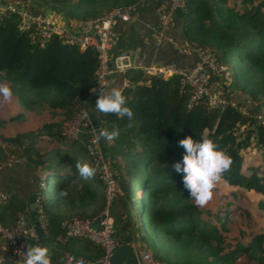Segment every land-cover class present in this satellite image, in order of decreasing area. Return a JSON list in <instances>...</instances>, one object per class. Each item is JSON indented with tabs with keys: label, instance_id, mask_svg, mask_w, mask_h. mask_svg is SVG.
Wrapping results in <instances>:
<instances>
[{
	"label": "trees",
	"instance_id": "16d2710c",
	"mask_svg": "<svg viewBox=\"0 0 264 264\" xmlns=\"http://www.w3.org/2000/svg\"><path fill=\"white\" fill-rule=\"evenodd\" d=\"M22 1L30 2L43 16L50 11L70 22L83 23L99 19L115 8L138 5L144 0ZM240 1L244 12L237 9V2L231 6L228 0H186L179 20L183 25L180 26L182 39L192 47L208 48L217 61L226 66L230 82L223 90L225 96L246 95L264 110V2L251 9L248 6L254 5L255 0ZM19 25L17 15L0 18V81H8L11 92L28 109L48 107L70 117L88 109L97 128L119 131L111 141L101 138L127 204L125 216L129 225L119 221L118 228L127 229L139 223L137 234H141V241L147 243L151 251L153 244L142 230L138 215H143L142 222L155 237L168 239L181 250L193 248L196 242L200 243V249L205 240L218 238L217 227L201 218L200 209L190 202L183 188L181 175L173 169V164L184 153L178 141L189 136L212 140L231 158V165L221 178L226 185L264 196V124L260 118L244 115L245 102L235 105L226 102L224 106L213 108L208 101L200 100L191 105L192 91L180 77L165 78L129 69L121 76L129 85L120 91L133 112L132 118L101 113L94 105L98 92L93 91L99 70L97 54L92 49L81 50L67 44L58 35L41 44L34 32L22 31ZM177 55L178 61L174 64L187 67L180 62L190 58ZM61 125V122L52 121L41 129L5 139L29 166H40L43 171L37 172L33 179L46 224L42 246L49 250L50 264H62L65 253H70V246L76 240L68 238L65 232V225L75 216L61 217L56 212L61 208L80 210L84 214L90 212V219H95L101 215L105 204L104 186L96 162L86 148L87 134L70 141L62 135ZM42 137L56 142L58 147L41 153L37 140ZM252 139L261 151V158L257 166L247 168L250 174H245L242 152L250 147ZM6 153L0 146V158ZM120 159L125 162L124 166L119 164ZM77 163L94 167V176L87 180L80 178ZM68 168L70 173H65ZM145 169L148 175L144 174ZM46 189L52 190L50 196ZM140 189L142 194L138 196ZM62 192L67 195H61ZM25 205L24 201L10 196L1 210V224L13 227L18 217L25 215ZM237 214L242 215V211L239 209ZM206 215L224 226L232 218L228 210L215 214L206 212ZM81 216L76 217L85 218ZM263 240L264 234L258 235L248 249L238 245L217 257L214 263L204 258L171 259L166 252L161 254L154 249L152 253L165 264H229L233 263V253L254 251ZM77 243L80 246L79 241ZM81 246L86 252L83 259L87 261L99 260L104 254V250L92 242Z\"/></svg>",
	"mask_w": 264,
	"mask_h": 264
},
{
	"label": "built area",
	"instance_id": "2783aa9c",
	"mask_svg": "<svg viewBox=\"0 0 264 264\" xmlns=\"http://www.w3.org/2000/svg\"><path fill=\"white\" fill-rule=\"evenodd\" d=\"M119 7L111 10L105 16L83 23L71 22L69 29L61 22L57 23L49 16L36 14V9L30 2L22 0H11L0 5V18L17 15L20 18V29L26 32H34L41 44L48 42L54 35H58L67 44L79 47L81 50L92 49L98 56L99 70L95 82L94 92L104 88L110 79L121 77L129 69H138L146 74L159 75L161 77L178 76L184 85L192 91L191 105L200 100L208 101L213 108L224 106L223 95H210L214 91L211 84L208 67L213 69L216 63L215 56L202 48L191 47L180 44L176 39L167 34L171 21L175 18L177 9L183 10L186 0H168L165 10L158 13L156 27L150 29L156 35L154 48L160 49L163 45L173 48L181 56L197 59L193 68L179 67L175 64L159 66L157 64L147 65L144 58L140 62H134L125 51H116L117 35L114 25L117 21L129 23L139 15L142 4ZM77 30V33L73 30ZM129 82L123 80L122 87L128 86ZM212 85V86H211ZM219 94V93H217ZM235 105V104H233ZM245 115V114H244ZM64 136L70 141H76L81 134L88 136L86 148L94 157L99 177L105 189V204L98 218L82 220L73 218L65 225L66 236L71 239H86L104 250L103 256L96 261H87L83 258L66 253L62 264H110L114 251L123 244V239L116 236L117 223L113 215L116 207V199L120 193L117 175L106 159L100 147L98 133L101 130L95 126L88 109H83L71 126H67ZM10 166V164L8 165ZM0 170L2 167L0 166ZM10 196L0 189V214L2 208L9 202ZM45 230L46 224L40 214L35 225L28 224L23 216H19L16 224L7 228L0 221V238L3 240L6 251L0 255V264L15 263L23 264L27 247L32 244L27 237L36 238V227ZM138 249L139 264H162L155 259L152 251L136 245Z\"/></svg>",
	"mask_w": 264,
	"mask_h": 264
},
{
	"label": "rangeland",
	"instance_id": "374dc122",
	"mask_svg": "<svg viewBox=\"0 0 264 264\" xmlns=\"http://www.w3.org/2000/svg\"><path fill=\"white\" fill-rule=\"evenodd\" d=\"M47 1L52 3V0H47ZM152 1L153 0H147V2L143 4V7L146 6L147 4L149 5L150 3H152ZM228 1L231 6H234V4H236L237 2V9L240 12L245 11V8L244 6H242L240 0L238 1L228 0ZM7 2L8 0L0 1V5ZM263 2L264 0H255L254 5H250L248 6V8L252 9L254 6H257L258 4H261ZM39 13L40 12L38 10L36 14ZM50 18H52L55 22L61 24V17H59V15L55 14ZM180 26H181V22L174 18L170 23L169 30L172 31L173 33L172 36L176 40H178L180 44L183 43L186 45L187 43H185L182 39L183 32L181 31ZM187 45L191 46L190 44ZM199 48H202L203 50L213 54V52L208 48H204V47H199ZM215 59H216V63H214L213 65L214 68L211 69L210 67H208L209 69L208 74L210 75V81L211 84L214 86V91L213 92L210 91V95L212 97H214L215 95L216 96L223 95L224 101L231 102L232 104H236L238 102H245L246 106L244 109H242L243 113L245 115L251 114L257 118H260L261 122L264 124V110L259 109L256 103L252 102L246 95L236 94L232 97H227L224 95L223 90L225 89V87L229 86L230 80L227 78L226 75V66L219 63L217 61L216 56ZM189 62L191 63V66H188V68L190 69L195 66L197 59L195 57L190 58ZM120 79L122 78L120 77ZM0 86H6L11 91V86L8 81L5 80L0 81ZM81 111L77 115H74V117L72 116L70 117L67 114H63V111L60 110L53 111L48 107H43V108L40 107L39 109L31 110L26 108V106L21 102V100L16 94L12 93L8 100H4L2 94H0V146L5 148V150L7 151L6 155L0 158V166L2 167V169L6 168L9 170V168H11V171H14L15 175L18 176L19 181L25 183V181L27 180L28 182L31 181L30 182L31 184L32 180H34L33 178L36 175V173L41 171V167L39 166L33 168L32 166H29L28 161L25 158H20L18 156L17 151L14 150V148L11 147V145L8 142H6L5 139L13 138L19 134L33 132L35 130L41 129L43 128L44 125L52 121H57L62 123L61 132L62 135L64 136V134L66 133V130H64V128L66 129L67 126H71L72 123L75 121V119L78 117V115L81 113ZM254 144H255V140L252 139L250 147L242 152V156L244 158L245 174H250V171L247 170L248 167L257 166L260 163L261 151L257 149ZM97 145L100 147V150L107 159L106 151L103 143L100 144V142H98ZM57 147L58 145L56 142L46 137H42L37 140V148L41 153L45 151H50ZM34 159L38 160V158H36L35 156ZM9 164L10 166H8ZM119 164L121 166H124L125 162L120 159ZM65 173H70V168H68L67 171H65ZM144 174L145 175L149 174L148 169H145ZM45 180L46 179L44 178V182ZM51 193H52L51 189L49 191L46 189V194L48 196H50ZM137 193L138 196H140L142 194V190L141 189L138 190ZM103 194L105 195V189ZM190 202L200 209L201 218L204 221H208L210 226L217 227L218 238L205 240L204 242L205 244L200 249L198 248V244L200 243L196 242L193 248L189 250H181L177 248V245H174L168 239L155 237L153 235V232L150 231L149 227L146 226L144 222H142L143 215H138V220L142 224V230L145 232V235L149 237V240L153 244L154 251H158L161 254H164L166 252V254H168L171 259H180L182 261L185 260L189 261V260H193L194 258L196 260L198 259L201 260L204 258L209 263H214L217 257L224 256L228 252V250H234L238 245L247 248L248 245L252 243L251 241L254 237L264 234V196L256 191L249 192V191L233 188L226 185L222 180H219L216 183L215 188L213 189L212 197L205 205L203 206L197 205L193 199H191ZM116 204L117 207L119 208L118 211L119 215L115 216V221L116 223L119 221H123V223H125L127 219L125 216V209L127 207V204L125 202V199H123L121 195V191L116 199ZM239 209L242 211V215L237 214V211ZM226 210L229 211V215H231L230 217L232 218H230L231 221L230 223L229 222L225 223V226L224 224H221L220 221H217L212 217L208 218V216L206 215V212L215 214L217 212L226 211ZM63 212H65V210ZM119 216L122 217L124 220H122V218H120ZM74 218L87 220V218H80V217H74ZM126 223L128 224V222ZM138 224L139 223L135 222L131 225V227L128 226L127 229L128 230L131 228L133 230L135 229L134 238L137 240L136 245L142 246L151 251L148 244L143 243L141 241L140 239L141 234H137L138 231L136 229ZM117 234L118 233L116 232V235ZM78 241L80 246L77 245ZM86 243H88V240L86 239H79V240L76 239L75 241H73L72 245L75 247L72 252L73 255L83 258L86 252L84 247H82L81 245H84ZM232 259H233V263L230 262L229 264H262V262H264V240L260 247L254 248V251L248 250L247 252L238 251L233 253ZM196 260L195 263H198L196 262ZM159 262L165 264L162 261Z\"/></svg>",
	"mask_w": 264,
	"mask_h": 264
},
{
	"label": "clouds",
	"instance_id": "9594fccd",
	"mask_svg": "<svg viewBox=\"0 0 264 264\" xmlns=\"http://www.w3.org/2000/svg\"><path fill=\"white\" fill-rule=\"evenodd\" d=\"M0 94L4 100H8L11 91L6 86H0ZM95 109L105 114H115L117 117L126 116L132 118L133 112L127 106L126 98L121 91L116 88H100L95 101ZM119 135L117 129L108 132L101 129L98 139L104 138L111 141ZM178 146L182 147L184 153L182 158L173 164V169L181 175L183 188L187 190L191 199L197 205H205L213 195L216 183L221 180L222 174L229 169L231 158L223 151L219 150L210 139H193L191 136L178 141ZM76 170L78 176L87 180L94 176L95 168L89 164L77 163ZM61 195H67L62 192ZM48 248L40 246L39 243L27 247L23 253V264H50Z\"/></svg>",
	"mask_w": 264,
	"mask_h": 264
},
{
	"label": "crops",
	"instance_id": "0c3cea01",
	"mask_svg": "<svg viewBox=\"0 0 264 264\" xmlns=\"http://www.w3.org/2000/svg\"><path fill=\"white\" fill-rule=\"evenodd\" d=\"M147 0L143 3L145 4ZM141 6V10L139 15L135 17L129 23H122L118 21L114 25V31L117 35L116 41V51L121 52L125 51L129 54L130 59L134 62H140L143 58L145 59L144 62L147 65L150 64H157L159 66H164L168 64L177 63V53L176 51L168 45H163L160 49L156 50L154 48L155 45V37L156 35L150 29L151 27H156L158 23V13L165 10L168 6V0H153L152 3L143 7ZM50 17L54 16L55 14H49ZM167 34L173 37V33L171 30H167ZM178 61V60H177ZM186 64L187 67L191 66V63L188 60L181 61L180 64ZM122 82L123 79L120 77L115 79H110L105 84V89L116 87L119 90L122 89ZM94 108V107H93ZM102 144V142L100 143ZM31 182V181H30ZM27 180L25 183H22L18 180V176L15 175L14 171H11V168L2 169L0 171V189L5 193L9 194V196H14V198L22 200L25 202V215H22L28 224H31L32 221L35 219V214L28 211V204L27 199L32 194H37L36 182L32 180L30 184ZM35 182V183H34ZM104 193V192H103ZM104 195V194H103ZM105 196V195H104ZM99 197L101 194L99 193ZM37 204L40 206L39 198L37 199ZM41 207V206H40ZM63 208L58 210L56 213L64 216H81L90 220V212L87 214L83 213L80 210H65L62 211ZM119 208L116 207L114 209L113 215L114 217L118 214ZM82 213V214H81ZM92 219V218H91ZM66 221V220H65ZM119 227V222H117ZM65 222L63 221L62 227H64ZM117 237L120 239L126 238L128 235H132L134 245L136 246L137 240L135 237V229H122L117 228ZM30 237H27V241H29ZM32 246L37 244V241L31 243ZM75 247L73 245L70 246V253L73 252ZM6 251V247L2 239L0 238V255L4 254ZM67 253V252H66ZM65 253V254H66ZM72 254V253H71ZM65 256V255H64ZM64 261V258H63ZM63 263V262H62Z\"/></svg>",
	"mask_w": 264,
	"mask_h": 264
},
{
	"label": "water",
	"instance_id": "95a60500",
	"mask_svg": "<svg viewBox=\"0 0 264 264\" xmlns=\"http://www.w3.org/2000/svg\"><path fill=\"white\" fill-rule=\"evenodd\" d=\"M50 11H46V16H49ZM175 19L181 20L183 16V11L181 9H177L175 11ZM61 22L65 24L66 28L69 29L71 24L70 21L66 20L65 18H61ZM183 25H181L182 28ZM73 32L77 33V30H73ZM38 195L32 194L27 199L28 204V211L35 214V219L32 221V225L37 223L38 216L41 214V207L37 204ZM36 238L33 236H29V242H35L42 244L45 242L46 235L44 230L37 226L35 230ZM134 240L132 235H128L126 238L123 239V244L119 246L111 256L110 264H139L138 258V249L134 245ZM101 264V263H97Z\"/></svg>",
	"mask_w": 264,
	"mask_h": 264
}]
</instances>
